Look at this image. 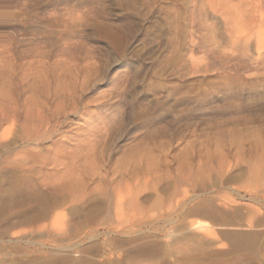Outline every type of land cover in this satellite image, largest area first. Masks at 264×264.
Listing matches in <instances>:
<instances>
[{"label": "rangeland", "instance_id": "obj_1", "mask_svg": "<svg viewBox=\"0 0 264 264\" xmlns=\"http://www.w3.org/2000/svg\"><path fill=\"white\" fill-rule=\"evenodd\" d=\"M0 264H264V0H0Z\"/></svg>", "mask_w": 264, "mask_h": 264}, {"label": "bare ground", "instance_id": "obj_2", "mask_svg": "<svg viewBox=\"0 0 264 264\" xmlns=\"http://www.w3.org/2000/svg\"><path fill=\"white\" fill-rule=\"evenodd\" d=\"M28 130H29V129H28ZM36 139H37V138H36ZM116 206H117V205H116ZM117 207H118V206H117ZM56 221H57V220H56ZM200 223H201V222H200ZM193 227H194V228H196V227H197V228H199V227H200V225H199V224H198V225H196V224H193ZM201 227H202V226H201ZM103 251H104V250H103Z\"/></svg>", "mask_w": 264, "mask_h": 264}]
</instances>
